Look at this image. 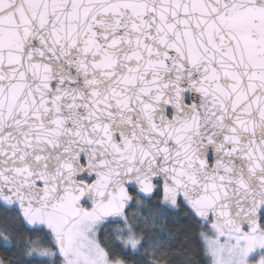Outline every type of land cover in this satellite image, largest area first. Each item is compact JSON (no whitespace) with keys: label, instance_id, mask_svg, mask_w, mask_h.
Wrapping results in <instances>:
<instances>
[{"label":"snow or ice","instance_id":"6c2138e0","mask_svg":"<svg viewBox=\"0 0 264 264\" xmlns=\"http://www.w3.org/2000/svg\"><path fill=\"white\" fill-rule=\"evenodd\" d=\"M0 264H264V0H0Z\"/></svg>","mask_w":264,"mask_h":264}]
</instances>
